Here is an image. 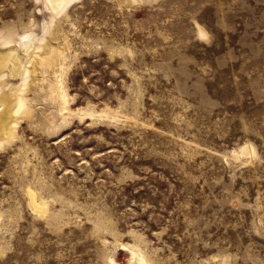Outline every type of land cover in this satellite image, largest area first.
<instances>
[{
	"label": "rangeland",
	"instance_id": "1",
	"mask_svg": "<svg viewBox=\"0 0 264 264\" xmlns=\"http://www.w3.org/2000/svg\"><path fill=\"white\" fill-rule=\"evenodd\" d=\"M75 1L0 145V264H264V0Z\"/></svg>",
	"mask_w": 264,
	"mask_h": 264
},
{
	"label": "bare ground",
	"instance_id": "2",
	"mask_svg": "<svg viewBox=\"0 0 264 264\" xmlns=\"http://www.w3.org/2000/svg\"><path fill=\"white\" fill-rule=\"evenodd\" d=\"M36 1L41 5L37 9L38 13H44L47 19L42 24L41 32L35 34L34 38L30 36L29 39L27 38L28 29H31L32 26H36L38 29L40 25L39 21H36L37 19L32 16H30L32 18H29L27 25L21 28L25 32L23 36V32L20 35V32L12 27L0 29V145L14 137L19 120L30 111L27 96L28 87L30 82L33 86H38L35 83L37 69L50 65L56 59L58 51L51 44L50 39H46L47 35L52 34L53 18L59 13H65L66 8L75 0ZM53 92L54 89L51 93ZM248 152L243 147L236 156ZM28 198L32 209L40 212L44 210V202L38 201L31 191H28ZM120 248L130 254L129 262L132 263L136 256L134 249L127 245H122ZM109 260L112 264H118L113 256H110Z\"/></svg>",
	"mask_w": 264,
	"mask_h": 264
}]
</instances>
